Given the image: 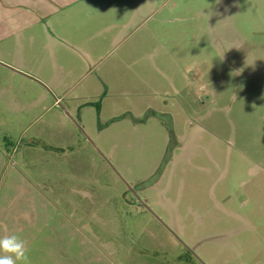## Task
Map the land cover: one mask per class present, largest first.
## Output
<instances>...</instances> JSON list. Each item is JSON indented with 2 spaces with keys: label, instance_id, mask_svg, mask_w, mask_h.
<instances>
[{
  "label": "rangeland",
  "instance_id": "374dc122",
  "mask_svg": "<svg viewBox=\"0 0 264 264\" xmlns=\"http://www.w3.org/2000/svg\"><path fill=\"white\" fill-rule=\"evenodd\" d=\"M152 6L153 27L174 20L161 52L112 53L79 82L65 50L21 56L27 78L0 64V238L30 264H264V0ZM193 80L210 88L186 107Z\"/></svg>",
  "mask_w": 264,
  "mask_h": 264
},
{
  "label": "crops",
  "instance_id": "0c3cea01",
  "mask_svg": "<svg viewBox=\"0 0 264 264\" xmlns=\"http://www.w3.org/2000/svg\"><path fill=\"white\" fill-rule=\"evenodd\" d=\"M107 1L115 0H0V64L27 78L20 72L33 74L27 66L23 67L21 56L37 55L42 50L59 55L65 50L74 63L85 57L84 66L71 69L70 81L79 82L86 76L82 74L89 67L97 66L112 53L117 56L114 63L119 65V56L129 55L132 49H139L146 41L154 44L161 52L164 28L167 35L174 38L172 17H163L153 27L158 12L152 6L153 0H129L132 1V9L129 12H117V17L109 15L105 9L100 20L98 6ZM117 5L124 7L125 4L121 2ZM146 25L151 31L140 36V30H145ZM114 26H118L117 32L109 34L110 28ZM104 30H107L104 34L106 37L103 35L100 44L99 34ZM39 39H42L41 43L38 42ZM52 39H58L59 43H51ZM124 47H127V52L121 53L120 50ZM99 51L102 58L92 62V56ZM147 53L149 52L146 50ZM11 56L15 58L13 61L10 60ZM48 78H40L46 83V88L50 87ZM189 102L188 100L187 103Z\"/></svg>",
  "mask_w": 264,
  "mask_h": 264
},
{
  "label": "clouds",
  "instance_id": "9594fccd",
  "mask_svg": "<svg viewBox=\"0 0 264 264\" xmlns=\"http://www.w3.org/2000/svg\"><path fill=\"white\" fill-rule=\"evenodd\" d=\"M0 264H30L29 250L18 235L0 238Z\"/></svg>",
  "mask_w": 264,
  "mask_h": 264
},
{
  "label": "flooded vegetation",
  "instance_id": "af4514ba",
  "mask_svg": "<svg viewBox=\"0 0 264 264\" xmlns=\"http://www.w3.org/2000/svg\"><path fill=\"white\" fill-rule=\"evenodd\" d=\"M203 75H205L208 80L210 79L211 71H210L209 67H207L205 69V71L203 72ZM191 83H192L193 92L191 94H189V101L190 102L193 99H198L200 97L201 93H203L205 91V89L210 88L209 82L205 81V80H203L202 82H199L198 80H193ZM176 90H178L179 92H183V90L179 89L178 87H176ZM189 103H187L185 106L188 107ZM153 114H155V112H153Z\"/></svg>",
  "mask_w": 264,
  "mask_h": 264
}]
</instances>
